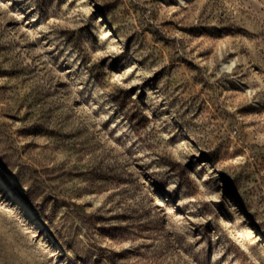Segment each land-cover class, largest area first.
I'll return each mask as SVG.
<instances>
[{"label": "rangeland", "instance_id": "obj_1", "mask_svg": "<svg viewBox=\"0 0 264 264\" xmlns=\"http://www.w3.org/2000/svg\"><path fill=\"white\" fill-rule=\"evenodd\" d=\"M0 264H264V0H0Z\"/></svg>", "mask_w": 264, "mask_h": 264}, {"label": "bare ground", "instance_id": "obj_2", "mask_svg": "<svg viewBox=\"0 0 264 264\" xmlns=\"http://www.w3.org/2000/svg\"><path fill=\"white\" fill-rule=\"evenodd\" d=\"M14 197L13 202L17 205L23 208V211L27 214V215H33V211L32 209L29 207V205L18 195L13 194L12 195Z\"/></svg>", "mask_w": 264, "mask_h": 264}]
</instances>
